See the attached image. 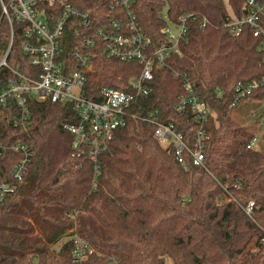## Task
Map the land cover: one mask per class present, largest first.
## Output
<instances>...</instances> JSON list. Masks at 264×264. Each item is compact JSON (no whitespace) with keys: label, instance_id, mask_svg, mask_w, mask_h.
Wrapping results in <instances>:
<instances>
[{"label":"trees","instance_id":"16d2710c","mask_svg":"<svg viewBox=\"0 0 264 264\" xmlns=\"http://www.w3.org/2000/svg\"><path fill=\"white\" fill-rule=\"evenodd\" d=\"M117 1L68 0L89 11L98 26L112 18L127 22L126 14H134L152 47L167 42L161 28L168 19L193 13L181 52L154 70L150 92L131 105L124 124L99 152L98 172L93 160L73 153L74 134L64 127L79 123L73 104L31 100L28 127H15L0 110V137L10 143L29 139L35 150L17 190L0 203V264H71L73 240L58 244L71 232L94 248L84 264H264V126L258 127L264 109L249 121L235 116L240 103L232 105L239 83H257L242 102L255 107L264 101V33L254 35L252 26L244 24L233 35L225 25L230 11L239 18L247 14L246 0H133L128 7ZM50 8L60 10L58 4ZM1 13L0 2V60L11 41V26ZM204 18L208 22L202 27ZM259 22L264 29V12ZM74 25L70 22L65 30L71 43L85 36L96 39L86 96L102 101L104 87L129 90L143 64L108 57L94 28H80L78 36ZM27 27L13 21L8 56L10 66L26 72L30 55L22 43ZM8 76L0 68V86ZM185 79L214 112L204 124L205 166L195 164L185 150V168L174 147L160 144L152 123L134 118L158 110L160 120L174 123L194 148L200 126L196 114L191 108L175 109L188 94ZM256 136L258 146L248 147ZM19 156L0 157V176ZM250 201L254 206L248 214ZM255 237L258 249L247 251Z\"/></svg>","mask_w":264,"mask_h":264},{"label":"built area","instance_id":"2783aa9c","mask_svg":"<svg viewBox=\"0 0 264 264\" xmlns=\"http://www.w3.org/2000/svg\"><path fill=\"white\" fill-rule=\"evenodd\" d=\"M132 1L117 2L128 7ZM0 2L1 17H5L11 26L10 45L0 60V68H5L9 72L4 84L0 86V110L3 111L5 119L15 127H28L31 124V100L50 99L52 102L73 104L80 117L79 123L64 125L74 134L73 153L93 160L95 170L98 172L99 152L106 148L107 141L112 138L115 129L124 124L131 105L138 97L150 92L149 82L154 77V70L164 67L172 54L181 52L180 41L186 36L188 29L186 22L193 13H184L177 21H170L166 15H163L169 21V24L161 28L167 42L152 47L150 38L137 27L135 15L130 12L126 14V18L129 19L127 22L120 18H112L109 22L98 26L96 18L89 11L79 10L68 0H0ZM55 4L60 6L59 11L50 8ZM244 9L249 11L242 18L230 11L229 19L225 22L230 32L237 35L242 31L244 24H250L254 35L264 33L259 22V14L264 12V0L263 3L257 0H246ZM13 21L28 24L27 36L22 43L23 50L30 55V67L27 72L14 68L8 63L14 36ZM70 22L75 23L74 29L78 36L80 28H94L96 35L103 42V50L108 57L126 61L137 60L143 64L140 75L130 79L129 90L104 87L101 91L102 101L86 96L84 90L86 72L95 69L96 39L85 36L84 39H80L79 44L71 43V38L64 37ZM207 22V18H204L202 27H205ZM68 45H73L70 52L66 49ZM66 53H70L69 56ZM184 84L188 94L179 98L175 109L181 112L191 108L196 114L200 126L194 148L188 146L183 134L178 131L174 123H165L160 120L158 110L149 112L146 117L135 114L134 118H141L152 123L160 144L164 148L174 147L185 168L187 167L183 156L185 150L190 152L195 164L205 166L204 124L214 112L196 94L194 84L188 79L184 80ZM256 86L257 83L237 84L232 105L241 103ZM261 126H264V116ZM2 134L9 136V133H4V130ZM257 143L258 136L251 140L248 147H257ZM17 153L20 155L19 158L8 172L0 176V203L17 190L35 155L31 140L17 138L10 143L0 137L1 158L6 161L12 160ZM253 206L254 202L250 201L245 207L248 214L252 212ZM70 239L74 242L71 264H84L94 248L85 238L74 236ZM64 241L61 239L58 244L61 245ZM260 242H264V238ZM113 264L118 262L115 260Z\"/></svg>","mask_w":264,"mask_h":264},{"label":"rangeland","instance_id":"374dc122","mask_svg":"<svg viewBox=\"0 0 264 264\" xmlns=\"http://www.w3.org/2000/svg\"><path fill=\"white\" fill-rule=\"evenodd\" d=\"M252 104H249L248 101H244V102L240 103L239 106L235 109V116L241 120H246V119H248L249 121L253 120V118L258 116V114L261 113L260 111L264 109V101H262V103H257L258 105H255V107L251 106ZM263 116H264V114H263ZM263 116H262V118H263ZM262 118L260 119V121H258V127H262V126H260L261 122H262ZM257 133L259 134L260 131ZM257 146H258V143H257ZM74 236L83 238V237L79 236L76 232H71L69 235H65L64 237H62V239L67 240L68 238H73ZM54 246L56 248H59L58 244H55ZM257 247H258V241L255 237L254 240L248 245L247 251L248 250L249 251H256L258 249ZM169 264H172V263L170 262Z\"/></svg>","mask_w":264,"mask_h":264}]
</instances>
